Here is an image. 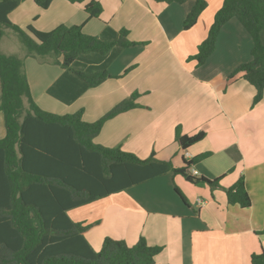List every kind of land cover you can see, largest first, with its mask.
<instances>
[{"label":"crops","instance_id":"obj_1","mask_svg":"<svg viewBox=\"0 0 264 264\" xmlns=\"http://www.w3.org/2000/svg\"><path fill=\"white\" fill-rule=\"evenodd\" d=\"M96 1L103 8L98 19L89 20L84 4L65 0H54L47 10L33 0L22 2L9 19L19 28L32 26L43 32L60 25H82L83 32L91 36H101L107 26L117 32L127 29L131 42L152 43V53H140L139 45L121 51L109 65L111 78L72 104L69 100L80 90L77 77L53 65L54 58L47 57L50 64H42L41 58L28 57L25 68L37 105L57 115L83 110L84 121L94 123L138 93V107L107 121L95 143L120 148L143 160L155 154L175 168L206 154L193 168L198 178L219 179V185L190 182L191 170L189 177L168 173L73 209L70 218L96 224L85 236L97 251L109 237L131 246L144 237L149 245L164 248L155 264H251L253 254L264 253V95L254 104L257 91L245 80L232 83L226 91L215 87V83L226 82L238 66L251 62L250 35L237 20H231L223 27L215 52L199 68L189 63L190 57L208 37L224 0H207V9L190 30L183 26L195 0L171 5L155 0ZM157 36L162 42L153 40ZM224 47L233 55L226 62ZM125 56H130L127 62ZM102 62L96 55H87L75 65L87 71ZM129 64L135 68L147 64V68L124 76ZM145 73L151 81L148 95ZM3 130L0 114V136ZM178 131L186 136L204 131L206 136L183 150ZM241 177L252 200L249 208L228 203L226 189Z\"/></svg>","mask_w":264,"mask_h":264},{"label":"trees","instance_id":"obj_2","mask_svg":"<svg viewBox=\"0 0 264 264\" xmlns=\"http://www.w3.org/2000/svg\"><path fill=\"white\" fill-rule=\"evenodd\" d=\"M22 1L0 0V45L4 29H13L22 36L27 51L20 57L5 55L0 49V114L4 124L0 136V264H155L164 250L162 246H151L144 237L133 246L109 237L97 251L85 236L96 224L75 222L68 213L168 173L189 177L188 171L207 155L175 168L172 162L161 161L155 154L143 160L120 148L96 144L94 140L107 121L138 107V93L94 123L84 121L83 110L57 115L41 109L31 92L26 58H54L63 70L73 73L80 90L69 100L72 104L87 90L111 78L109 65L123 49L142 43L131 42L127 29L117 32L109 26L101 36L85 34L82 25H60L49 32L29 26L33 37L29 36L9 19ZM33 1L47 10L54 0ZM65 1L84 4L89 20L98 19L103 12L96 0ZM155 1L171 5L189 0ZM207 7V0H195L184 30L196 26ZM234 19L253 41L252 60L238 66L226 82L215 83V87L226 91L232 83L245 80L255 87L253 103L257 104L264 95V0H224L208 37L190 59L204 65L215 52L223 27ZM87 55L100 57L102 64L87 71L77 67L75 63ZM205 136L204 131L193 136L178 131L177 140L187 150ZM190 178L213 188L219 185V179ZM175 191L188 205L180 189L175 187ZM226 194L230 205L251 207L244 177L226 189ZM251 264H264V253L253 254Z\"/></svg>","mask_w":264,"mask_h":264},{"label":"rangeland","instance_id":"obj_3","mask_svg":"<svg viewBox=\"0 0 264 264\" xmlns=\"http://www.w3.org/2000/svg\"><path fill=\"white\" fill-rule=\"evenodd\" d=\"M26 1H28V0H23L22 2H26ZM33 14L34 12H32V11H30V14ZM20 14V13H19ZM234 20H236V19H234ZM33 22H34V19H33ZM237 22V21H236ZM11 23H13L12 21H11ZM239 25H240V23H238ZM40 27V26H39ZM36 28V27H35ZM184 28V27H183ZM22 29V28H21ZM37 29V28H36ZM5 30V35H4V38H3V40H2V42H1V45H0V49H1V52L3 53V54H5V55H17V56H20V57H22V56H25V54L27 53V51H26V48H25V46H24V44H23V39H22V36L19 34V33H17L15 30H13V29H4ZM23 31H24V33L25 34H27V35H29V36H32V34L30 33V31L28 30V26L25 28V29H22ZM33 37V36H32ZM154 41H157V42H162V40L161 39H159V36H157V37H155L154 39H153ZM143 43H146V44H143ZM151 45H152V43L151 44H148L147 42H142V44H140L139 45V47H141L142 48V50L143 51H140V53L141 52H143V53H145V54H150V53H152V49H151ZM135 47V46H134ZM131 48V47H130ZM144 48V49H143ZM224 49H225V53H224V55H223V62H226V61H229V60H231L232 59V57H230V56H233L232 55V51L229 49V48H227V47H224ZM123 50H125V49H123ZM122 50V51H123ZM139 52V51H138ZM154 56H156V54H151L150 55V57H154ZM127 57H128V59H127ZM125 58V60H126V62L129 60V58H130V56H125L124 57ZM236 59L237 58H234L233 59V61L232 62H234L235 63V61H236ZM42 64H50V63H48L47 61H48V59H44V58H42V59H40L39 60ZM190 62H195L196 63V66H198L199 68H200V66H202V65H199L198 64V61L196 60V59H191V60H189V63ZM224 64H226V63H224ZM53 65H55V66H58V64L57 63H55V64H53ZM131 64H129L127 67H129ZM60 66V65H59ZM61 67V66H60ZM138 67V65H136V68H135V65H133V66H131V67H129L125 72H124V76H126V75H130V74H132L135 70H143V69H146L147 68V64H144V66L142 65V64H140L139 65V67ZM62 68V67H61ZM133 68V69H132ZM132 70H134L133 72H132ZM128 71V73H126ZM172 72V71H171ZM173 73V72H172ZM126 74V75H125ZM176 75L178 74V73H175ZM27 78H28V76H27ZM144 78L146 79V80H148V83H149V87H150V89H149V92H145V95H148V93H151V81H150V75L149 74H147V73H145L144 74ZM29 79V78H28ZM29 81V80H28ZM0 87H1V85H0ZM194 182V181H193Z\"/></svg>","mask_w":264,"mask_h":264},{"label":"built area","instance_id":"obj_4","mask_svg":"<svg viewBox=\"0 0 264 264\" xmlns=\"http://www.w3.org/2000/svg\"><path fill=\"white\" fill-rule=\"evenodd\" d=\"M189 156V155H188ZM191 171H192V175H194V176H199V173L196 171V170H194V168H192L191 169ZM202 203H203V201L202 200H198V204L200 205H202Z\"/></svg>","mask_w":264,"mask_h":264},{"label":"water","instance_id":"obj_5","mask_svg":"<svg viewBox=\"0 0 264 264\" xmlns=\"http://www.w3.org/2000/svg\"><path fill=\"white\" fill-rule=\"evenodd\" d=\"M190 182H193V180L191 178H189Z\"/></svg>","mask_w":264,"mask_h":264}]
</instances>
